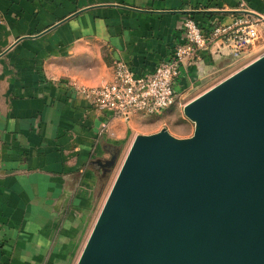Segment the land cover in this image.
I'll return each mask as SVG.
<instances>
[{"label": "crops", "instance_id": "crops-1", "mask_svg": "<svg viewBox=\"0 0 264 264\" xmlns=\"http://www.w3.org/2000/svg\"><path fill=\"white\" fill-rule=\"evenodd\" d=\"M242 2L264 13V0H0V264H74L95 176L121 144L154 133L146 115L96 109L69 83L110 82L117 60L151 71L184 39L186 18L207 28ZM221 48L183 67L181 100L241 55Z\"/></svg>", "mask_w": 264, "mask_h": 264}, {"label": "water", "instance_id": "water-1", "mask_svg": "<svg viewBox=\"0 0 264 264\" xmlns=\"http://www.w3.org/2000/svg\"><path fill=\"white\" fill-rule=\"evenodd\" d=\"M184 112L134 137L76 264H264V53Z\"/></svg>", "mask_w": 264, "mask_h": 264}, {"label": "built area", "instance_id": "built-area-1", "mask_svg": "<svg viewBox=\"0 0 264 264\" xmlns=\"http://www.w3.org/2000/svg\"><path fill=\"white\" fill-rule=\"evenodd\" d=\"M236 12L229 21L212 20L207 28L192 16L186 18L184 39L176 44L167 60L151 71L138 74L127 62L117 60L112 81L99 86L71 82L70 88L94 108L111 111L126 120L137 113L161 116L180 101L182 69L188 63L200 60L203 49L219 43L220 48L228 47L231 54L239 55L264 44V13L253 11L245 2ZM107 127L108 123H102L101 133Z\"/></svg>", "mask_w": 264, "mask_h": 264}, {"label": "rangeland", "instance_id": "rangeland-1", "mask_svg": "<svg viewBox=\"0 0 264 264\" xmlns=\"http://www.w3.org/2000/svg\"><path fill=\"white\" fill-rule=\"evenodd\" d=\"M220 52L226 55L231 54V50L225 46L220 49ZM263 53L264 44H259L255 46L253 51H249L237 57H230V61L226 66H223L222 69L218 70V72L212 75L207 81L190 90L182 100L180 98L179 103L171 106L163 113V115L153 116L147 114L146 119L149 120L152 124L144 127V130H153L154 133H156L161 129L166 128L172 135L176 137H191L194 134L195 124L185 114L184 104L202 94L214 85L218 84L220 81L224 80L239 69L243 68ZM107 63L111 65L112 61L107 59ZM129 148V142L121 144V147L117 150L116 154L110 156V159L116 157L115 164L111 167L110 172L105 175L103 180H99L98 177L95 176L93 187L91 188V190H89V198L87 201L83 202L84 211H88L89 214L81 215V217L83 218V234L82 241H80V246H82L83 248L103 208V205L107 199V196L112 188V185L116 179V176ZM79 256H75L74 264L77 263Z\"/></svg>", "mask_w": 264, "mask_h": 264}, {"label": "flooded vegetation", "instance_id": "flooded-vegetation-1", "mask_svg": "<svg viewBox=\"0 0 264 264\" xmlns=\"http://www.w3.org/2000/svg\"><path fill=\"white\" fill-rule=\"evenodd\" d=\"M103 166H104V170H103L104 171V175H106L108 170H109V168L111 167V159H109L108 161H105L103 163Z\"/></svg>", "mask_w": 264, "mask_h": 264}, {"label": "trees", "instance_id": "trees-1", "mask_svg": "<svg viewBox=\"0 0 264 264\" xmlns=\"http://www.w3.org/2000/svg\"><path fill=\"white\" fill-rule=\"evenodd\" d=\"M115 158H116V157H113V160H114ZM111 160H112V159H111ZM112 166H113V165H111V167H112ZM111 167H110V168H111ZM109 172H110V171H108L107 173H109Z\"/></svg>", "mask_w": 264, "mask_h": 264}]
</instances>
